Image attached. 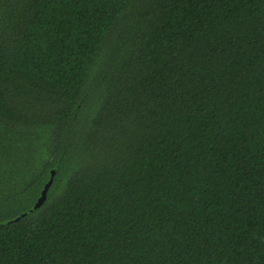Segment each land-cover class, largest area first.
I'll return each mask as SVG.
<instances>
[{
    "label": "trees",
    "instance_id": "16d2710c",
    "mask_svg": "<svg viewBox=\"0 0 264 264\" xmlns=\"http://www.w3.org/2000/svg\"><path fill=\"white\" fill-rule=\"evenodd\" d=\"M0 264H264V0H0Z\"/></svg>",
    "mask_w": 264,
    "mask_h": 264
},
{
    "label": "water",
    "instance_id": "95a60500",
    "mask_svg": "<svg viewBox=\"0 0 264 264\" xmlns=\"http://www.w3.org/2000/svg\"><path fill=\"white\" fill-rule=\"evenodd\" d=\"M51 177L49 179V181L45 184L43 190H42V193H41V196L39 197L38 201L36 202L35 204V208L39 207L40 205H42L44 203V201L46 200L47 198V193H48V190L53 182V177H54V174H55V170H52L51 172Z\"/></svg>",
    "mask_w": 264,
    "mask_h": 264
}]
</instances>
